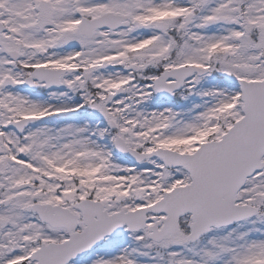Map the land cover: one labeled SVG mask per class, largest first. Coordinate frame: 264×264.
Instances as JSON below:
<instances>
[{"label": "snow or ice", "instance_id": "6c2138e0", "mask_svg": "<svg viewBox=\"0 0 264 264\" xmlns=\"http://www.w3.org/2000/svg\"><path fill=\"white\" fill-rule=\"evenodd\" d=\"M0 264H264V0H0Z\"/></svg>", "mask_w": 264, "mask_h": 264}]
</instances>
